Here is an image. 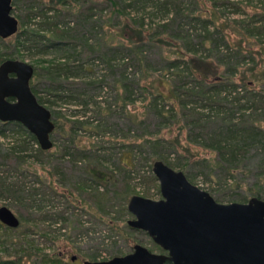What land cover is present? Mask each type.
<instances>
[{
	"label": "rangeland",
	"instance_id": "rangeland-1",
	"mask_svg": "<svg viewBox=\"0 0 264 264\" xmlns=\"http://www.w3.org/2000/svg\"><path fill=\"white\" fill-rule=\"evenodd\" d=\"M112 1L117 2L121 12L114 10L109 0H79L73 9L67 0L65 9L70 11H62L58 23L65 22L66 26L60 29L70 28L69 35L83 36L86 41L74 51L50 47L43 52L28 48L16 52L9 44L13 36L0 39L2 54L13 53L38 71L67 58L78 61L88 71L64 79L65 92L71 96L66 103L60 99L54 104L44 102L55 124L51 151L68 139L75 156L18 159L9 154L8 148L21 141L23 133L14 132L13 124L3 126L0 207L9 208L20 223L17 228H8L0 222V259L21 257V264H82L125 255L136 244L164 253L147 233L126 224L133 215L124 211L133 195L161 198L158 181L143 180L156 157L181 171L180 164L189 161L184 174L190 182L222 203H230L232 198L242 200L259 176L253 168L264 142L246 154L250 160L237 175L240 187L227 182L218 187L220 190L212 191L217 186L210 182L214 175L208 162L215 153L207 146L206 136L214 124L208 117H204L206 122L200 117L217 108L210 109L203 101L181 92L188 107L183 116V107L168 96L175 86L184 90L196 84L185 62L209 54L198 44L199 35L206 32L194 17L211 18L225 36L238 40L244 34L245 23L263 13L264 0H142L132 6L126 5L132 0ZM37 2L58 6L54 0ZM89 4L91 15L86 9ZM12 6V14L17 17L19 7ZM209 29H215L214 25ZM254 42L244 39L241 44L249 49L252 43L251 49L258 56L262 50L258 37ZM220 45L221 53L228 54L222 42ZM175 61L180 62L178 68L168 69V64ZM245 61L244 67L253 64L252 58ZM208 65L211 80L217 70L213 63ZM254 74L263 81V72L255 69ZM35 77L31 83L38 96H43L48 81ZM74 95L80 97V102L74 101ZM229 104L225 102L224 109ZM233 110L234 117H239L240 112ZM194 116L198 121L191 120ZM77 119L89 122L74 129Z\"/></svg>",
	"mask_w": 264,
	"mask_h": 264
},
{
	"label": "trees",
	"instance_id": "trees-1",
	"mask_svg": "<svg viewBox=\"0 0 264 264\" xmlns=\"http://www.w3.org/2000/svg\"><path fill=\"white\" fill-rule=\"evenodd\" d=\"M19 1L20 0L12 1V5H17L20 10L17 16L19 28L9 42L16 52L27 48L28 50L40 49V51L43 52L47 51L50 47H54L57 50L74 51L76 48L80 47V45L85 46L86 41L83 39V36L78 37L77 35H69L68 32L70 28L60 29L61 25L66 26L65 22L58 23L62 11H65L67 14H69L70 11L65 9L68 6V3H66L67 0H54L60 8L52 4L41 3L40 5L37 0H21V4H19ZM78 1L79 0H69L71 9L74 8V4H78ZM140 1L142 0H132L126 5L132 6L134 3ZM109 2L114 7V10L116 9L121 12L116 1L109 0ZM91 5L92 4H89L86 7L88 15L93 13ZM51 13H53V15H50ZM194 19L200 20L206 32L205 34L199 35L198 44L202 50H207L209 54L207 57L204 55L194 56L193 59L185 62L197 82L190 89L180 90L179 87L175 86L171 90V95H169L168 98L176 101L180 108L183 107V116L187 115V112L184 111L185 106L187 107V99H182L181 92H184L188 97H194L203 101L210 109L214 106L217 108V110L214 109L215 112L212 114L205 113L206 115L200 117L201 121L205 120L204 117H208L209 122L214 124L206 136L208 142L207 146L215 153V158L211 162H208L213 169L214 175V177L210 179V182L217 186L215 189L213 188L212 191L220 190L221 188L218 187H222V185L227 184V182H231L230 184H234L235 187H240V185H238L239 177H237V175L246 165V161L250 160L246 154L250 153L253 148H258L259 143L264 142V78L262 81V78L254 74L255 69L264 73V43L261 41V38L264 39V11L258 19L251 18L245 23L246 27L243 32L244 34H242V38L238 40H230V38L225 36L222 28L218 27L211 18H202L199 15L195 16ZM260 21H263V25ZM210 25H214L215 29L210 31ZM57 28L60 29L59 33H56ZM55 37L65 39L66 41H54L53 39H55ZM257 37L259 46L262 50L258 52V56H255L251 49L253 46L252 43L249 49L243 48L241 43L244 39L255 40L256 42ZM221 42L226 47L225 50H229L228 54L221 53ZM90 47L93 48L92 46ZM197 54L198 53H196V55ZM208 57L212 58V60H209ZM255 57L258 58V61ZM247 58H252L253 64L249 67H244L242 64H246L245 59ZM16 59L18 58L14 56L13 53L7 55L0 52V65L5 61ZM208 62L213 63L214 66H216L215 69L218 71V73L214 71V76L212 75L211 80H208L209 77H211L209 74L211 68ZM179 63V61L170 62L168 64V69L178 68ZM258 63L260 66H257ZM83 70L88 72L86 71V66L84 67L78 61L70 62L69 58L60 62L50 63L47 67L41 69V71L34 68L32 77L36 76L35 80L44 77V79L48 81L46 87L43 89V96H38V91L33 88L38 101L43 105L44 102L54 104L57 102V99H60V101L63 100L64 103H66L67 99H70L71 96L65 92V86H63L65 82L64 79L67 80L70 77H78L79 73L82 74ZM74 98L77 99V101L74 100L76 103L80 102L79 96L74 95ZM225 102L230 103L229 108L225 107L224 109ZM84 104H87V102L85 101ZM233 108L240 112L239 117H234L235 113ZM227 110L231 112H227ZM195 114L198 116L201 115V113ZM197 118L198 117L194 116L191 120L198 121ZM86 122L89 121L77 119L73 122L72 128L75 129L78 125H82ZM14 126L16 127L13 131L22 132L23 138L21 141L18 140V143L9 146L8 150L9 154L14 155L18 159H25L32 156L36 159H40L41 156H45L48 159L56 157L57 155L62 158L66 156H75L72 150H70L68 139H63L64 144L57 145L55 147L56 150L51 151L53 143L49 149H43L38 145L34 136L29 134L28 131L23 130L19 124L15 123ZM4 130V127L1 126L0 134H4ZM61 135L63 138H67L64 132H62ZM34 145H36V149H34L35 152L31 150ZM156 160H162L172 167V165L163 158L156 157L154 161ZM74 161L75 159L71 160L72 163H74ZM188 165L189 161L187 160L180 164L183 172ZM253 169L256 172L259 171V176L256 182L253 183L254 186L247 188L246 195L242 200L232 198V202L247 201L251 197L264 199V150ZM50 174L52 177L54 176V173ZM186 177L191 181L187 175ZM143 180L146 182L157 181L151 168L147 175L143 176ZM83 184L86 185L87 183ZM214 199L222 203L220 198ZM126 209L127 208L124 207V211H126ZM158 248L163 251L159 246ZM21 261V257L17 259L5 257L4 259H0V264H21Z\"/></svg>",
	"mask_w": 264,
	"mask_h": 264
},
{
	"label": "water",
	"instance_id": "water-1",
	"mask_svg": "<svg viewBox=\"0 0 264 264\" xmlns=\"http://www.w3.org/2000/svg\"><path fill=\"white\" fill-rule=\"evenodd\" d=\"M12 0H0V38L15 35L19 20L12 14ZM7 73H15L9 77ZM33 67L18 60L0 65V119L16 120L37 135L41 148L49 149L54 129L50 110L40 105L29 88ZM15 98L10 102L7 98ZM161 198L133 195L127 225L141 230L164 253L136 244L132 251L108 260L82 264H264V199L217 202L206 190L191 183L183 171L162 160L152 164ZM0 221L12 228L19 220L7 207H0ZM75 257H72V260Z\"/></svg>",
	"mask_w": 264,
	"mask_h": 264
},
{
	"label": "flooded vegetation",
	"instance_id": "flooded-vegetation-1",
	"mask_svg": "<svg viewBox=\"0 0 264 264\" xmlns=\"http://www.w3.org/2000/svg\"><path fill=\"white\" fill-rule=\"evenodd\" d=\"M14 36V35H13ZM12 37V36H11ZM16 60H18V61H21V60H19V59H16ZM15 61V60H14ZM24 62V61H23ZM30 65V64H29ZM32 66V65H31ZM33 67V66H32ZM33 73H34V68H33ZM7 75L9 76V77H16V74L15 73H7ZM33 76V75H32ZM32 78V77H31ZM31 78L29 79V82H28V84H29V88H30V91H31V93L33 94V96L35 97V99L37 100V102L40 104V105H42V106H44V107H46L45 105H43V104H41L39 101H38V99H37V97H36V95H35V93H34V87H33V85H32V83H31ZM7 100L8 101H10V102H14L16 99L15 98H7ZM47 108V107H46ZM50 113H51V111H50ZM51 120H52V122H53V124H54V121H53V116H52V113H51V118H50ZM19 124L20 126H21V128H23V130H26V131H28L25 127H24V125H23V123L22 122H20V121H16V120H8V119H4V120H2V119H0V124L2 125V126H6L7 124ZM54 129H55V124H54ZM54 129H53V131L52 132H50L49 133V135H48V139L51 141V135L53 134V132H54ZM28 133L29 134H31V135H33L34 136V138L36 139V141H37V143H38V145L40 146V143H39V138L37 137V135H35L34 133H32V132H30V131H28ZM41 147V146H40ZM18 219V218H17ZM19 220V219H18ZM1 222V221H0ZM5 227H8V228H12V227H10L9 225H6V224H4L3 222H1ZM20 223V222H19ZM19 226V225H18ZM17 228V227H16Z\"/></svg>",
	"mask_w": 264,
	"mask_h": 264
}]
</instances>
